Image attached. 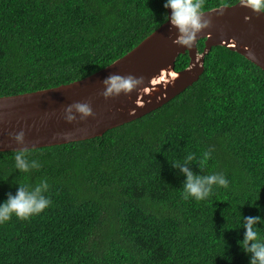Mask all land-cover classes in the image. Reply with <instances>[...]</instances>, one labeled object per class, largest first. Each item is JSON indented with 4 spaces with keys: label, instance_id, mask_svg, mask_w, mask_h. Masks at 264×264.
I'll list each match as a JSON object with an SVG mask.
<instances>
[{
    "label": "trees",
    "instance_id": "trees-1",
    "mask_svg": "<svg viewBox=\"0 0 264 264\" xmlns=\"http://www.w3.org/2000/svg\"><path fill=\"white\" fill-rule=\"evenodd\" d=\"M240 1L205 0L204 12ZM165 3L0 0V97L109 66L166 22ZM189 63L181 54L176 70ZM28 151L41 166L27 173L15 168L16 151H0V203L43 180L52 203L0 224V264H251L240 243L246 218H260L264 238V70L228 47H214L201 78L144 117ZM175 162L222 173L229 186L185 200Z\"/></svg>",
    "mask_w": 264,
    "mask_h": 264
},
{
    "label": "water",
    "instance_id": "water-1",
    "mask_svg": "<svg viewBox=\"0 0 264 264\" xmlns=\"http://www.w3.org/2000/svg\"><path fill=\"white\" fill-rule=\"evenodd\" d=\"M204 13L210 26L191 48L175 43L179 32L168 20L129 53L81 80L0 97V151L77 143L142 118L196 83L205 71L206 56L216 46L228 47L264 70V13L241 6V1ZM202 39L206 46L200 52ZM186 53L190 63L177 71V59ZM114 75L143 78V82L129 94L105 98L104 82ZM76 103L90 104L94 115L81 119L73 109L76 119L68 122L66 111ZM21 131L23 144L13 139Z\"/></svg>",
    "mask_w": 264,
    "mask_h": 264
},
{
    "label": "clouds",
    "instance_id": "clouds-1",
    "mask_svg": "<svg viewBox=\"0 0 264 264\" xmlns=\"http://www.w3.org/2000/svg\"><path fill=\"white\" fill-rule=\"evenodd\" d=\"M241 6L253 10L255 13H264V0H241ZM165 8L171 9V14L165 15V21L170 20L171 24L178 29L179 36L175 43L181 46L191 48L197 41L198 34L210 26V21L204 18L205 0H166ZM143 82V78L133 76L122 77L118 75L111 76L105 80L106 90L103 93L105 98L119 96L120 94H129L138 85ZM80 114L81 119H87L94 115L90 104L76 103L69 106L66 111V119L72 122L76 119L73 114ZM13 139L20 144L25 141L23 131L15 134ZM212 155V150L204 154L207 160ZM29 151L19 149L15 152V168L21 172L27 173L33 169H38L41 165L38 160L29 159ZM194 159V155H189L185 164ZM185 164L175 162L186 176V182L183 188V198H190L197 201L208 199L214 187H228L229 180L222 173H213L205 176L194 174ZM49 190V184L46 180L41 181L35 186L21 185L15 195H9L4 203H0V224H4L12 219L13 216L20 219H29L33 216L40 215L51 206V198L46 195ZM260 220L259 217L246 218L245 238L241 243L242 247L252 254L251 264H264V238L255 228Z\"/></svg>",
    "mask_w": 264,
    "mask_h": 264
}]
</instances>
